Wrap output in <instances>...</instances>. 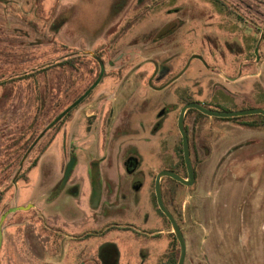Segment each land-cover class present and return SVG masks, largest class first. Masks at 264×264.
I'll list each match as a JSON object with an SVG mask.
<instances>
[{
  "label": "rangeland",
  "instance_id": "obj_1",
  "mask_svg": "<svg viewBox=\"0 0 264 264\" xmlns=\"http://www.w3.org/2000/svg\"><path fill=\"white\" fill-rule=\"evenodd\" d=\"M122 11L145 14L134 29L137 34H149L148 37L169 21H175L177 24L171 34L159 41L148 40L141 44L140 56L137 55L133 62L151 57L179 66L189 54L203 55L209 62L211 59L212 64L218 65L219 69L208 70L199 67L196 61L192 63V69L184 75V79L186 76L193 78V94L196 99L232 107L231 110L258 106L264 108V34L258 43V57L254 53L258 38L264 30V0H10L6 6L0 3V82L9 78V82L0 85V192L3 190L0 214L10 206L29 204L25 210L10 213L4 220L0 258L6 262L10 259L9 263H16L12 260V254L31 252L30 246L22 242H34V238L47 237L43 223H55L75 235L78 234L80 222L82 228L88 229L82 240L90 243L89 247L92 249L95 247L94 243L107 242L116 231L127 241H131V232L136 233L133 229L140 230L143 225L142 212L154 210L151 207V171L169 164L172 161L169 160L170 154L174 155L176 151L179 154L177 149L161 148L159 162L154 158L156 152H159L158 148L150 145L141 147L139 155L143 160L139 164V170L145 173V176L137 187L134 186L137 181L133 180L131 175L128 178L124 175L121 178L112 175L113 172L121 174L118 165L107 167V176L111 174L113 179L120 178L129 182L126 184L129 186L127 196L122 202L120 198H116L104 204L111 190L108 193L105 191L102 198L104 206L95 212L90 208L88 198L87 158L79 152V160L68 180L69 184L78 181V196H70L69 203L61 202L60 196L53 201H50V198L46 200L49 193L47 188L55 175L56 178L61 176L71 146V150L75 149L78 135L83 140L89 139L84 135L82 127L77 134L76 107L66 116L58 131L49 132L26 157L20 171L22 170L27 179L16 181L18 191L15 199L11 182L13 176L8 175L7 169V147L11 144L7 139L14 133L18 135L20 131L29 132L28 128H21L28 125L33 104L31 99H28L32 87L29 85V78L22 77L23 79L17 80L13 78L14 74H30L32 66L37 69L46 67L49 61L52 63L50 68L47 67L35 79V94L40 96L41 89L45 88L50 94L51 104L47 109L41 105L37 112L39 130L47 121L48 113L51 118L78 89V61L72 73H69L64 64H53L65 57L78 55L79 45L99 33L111 15ZM235 48L236 61H242L243 78L238 83H227L223 80L225 74L221 68L225 60L234 59L230 53ZM235 89L241 90L237 98L234 97ZM41 99L40 96V101ZM234 117H196V141L204 140L205 126L209 124H213L210 141H214L218 129L221 132L215 139L214 147L217 149L213 150V158L207 165L206 177H212L215 159L219 153L235 144L242 146V154L237 152L234 155H238L241 160L237 158L231 162L236 168L239 163L244 162L243 157H249L250 154H260L258 156L264 160V118L260 114ZM55 133L56 140L41 159L38 169L27 170L28 163L42 154L44 146ZM175 137L177 140V136ZM60 146L63 147V153L59 165L56 158ZM263 163L257 167L247 166L237 175L238 184L227 185L218 192L216 202L210 203L211 209L218 214L210 222L206 220L202 210L206 203L203 176L199 179L193 197L182 187L179 188V220L188 248L184 264H264V217L260 218L259 213L253 210L257 203L260 207L264 206V199L260 200L264 198ZM3 165L5 171L1 170ZM101 170H104V165H101ZM40 174L44 179L42 186L39 185ZM7 175V179L1 183V179ZM103 179L106 180V177L103 176ZM207 183L209 182H205V185ZM111 185L114 189L115 185ZM213 185L215 184L209 183V186ZM212 196L211 192V198ZM213 198L215 199V196ZM191 199H194L195 207L192 206ZM45 206L49 211L61 210L68 216H62L58 212L46 214L43 212ZM124 207H129V212L117 214L118 209L126 211ZM260 207L258 210H261ZM78 208L79 216L76 212ZM248 209L252 213L247 212ZM214 211L212 213H215ZM159 221L165 222L157 214V222ZM166 227L164 224L163 229ZM66 241L63 239L61 242L62 252L73 253L72 246Z\"/></svg>",
  "mask_w": 264,
  "mask_h": 264
},
{
  "label": "flooded vegetation",
  "instance_id": "obj_2",
  "mask_svg": "<svg viewBox=\"0 0 264 264\" xmlns=\"http://www.w3.org/2000/svg\"><path fill=\"white\" fill-rule=\"evenodd\" d=\"M9 1L0 0V3L6 6ZM144 15L138 12L123 13V11L119 14H113L99 33L87 41L89 44L85 41V43L79 45L78 103L75 105L78 109L77 134L80 132V127H82L84 135L89 139L83 140L78 135L75 149L71 150V146L66 161L67 163L71 156L74 157L69 175L62 187L57 192H54L62 177L65 163L61 176L56 178L55 175L52 183L47 188L49 193L46 196V200L50 198V201H53V199L60 196L59 200L61 202L69 203L70 196H78V181L69 184L68 180L79 160V152L82 153L83 157L87 158L88 198L90 208L95 212L101 210L108 200L114 201V199L120 198V202H122L126 198V192L129 187L126 184L129 182L121 180V176L124 175L128 178L131 175V178L137 181V184L134 186L137 187L140 184L142 177L145 176V173L139 170V164L143 160L139 155V149L141 147L150 145L155 146L156 149L158 148L159 152H156L154 158L158 159L159 162H161V156H159L161 148L177 149L179 150V154L177 151L174 155L170 154L169 160L172 161L169 164L163 165L161 169L155 168L151 171L153 192V205L151 207L154 210L142 212L143 216L141 217V221L143 225L140 230L133 229L136 233L131 232V241H127L124 236L122 237L120 232L116 231L113 232V235L107 242L102 244L94 243L95 247H92V249L89 247L91 246L90 243L82 240L84 239L83 235L87 233L86 231L88 229L82 228L83 226L80 222H78V234L75 235H72L73 233L69 232L67 228L63 230L61 227L56 226L55 223L46 225L42 222L47 237L34 238V242H26L23 240L24 242L22 244L30 246L31 252L12 254V260L16 261L15 264H173L175 258L177 263L179 254L177 238L171 231L170 222L158 208L155 200L154 179L156 173L160 170L167 169L178 173L184 178L187 177L181 151V136L177 126V117L182 106L190 102H198L215 110H231L232 107L221 106L217 103H205L194 97L193 78L189 76L187 78L186 76V79H184V75H187L192 69V63L196 61L199 67L208 70L219 69L218 65L212 64L211 59L209 62L203 55L189 54L179 66L178 64L173 66L166 61H158L151 57L133 62L137 55L140 56L141 44L146 43L148 40L152 42L159 41L171 34L177 25L175 21H169L162 25L151 37H148L149 34H137L134 28ZM263 34L264 30L262 31ZM88 46L90 47L88 48ZM231 52L230 54L233 55L234 59L225 60L223 62V68H220L225 74L223 77L224 81L227 83H238L243 78L241 74L242 61H236V48L232 49ZM117 55L119 56L117 57ZM193 55H199L201 58ZM51 64L49 61L47 66ZM34 69L35 67L32 66L30 73ZM216 74L218 75V73ZM218 76L221 77L220 75ZM28 78L32 84L34 77ZM96 80L97 83L94 84ZM239 90L235 89V98L239 96ZM225 93L227 92L225 91ZM40 96L42 97L41 101ZM40 96L39 94H35L34 87H32L28 95V99H31L33 103L27 125L28 131L30 132L38 129L37 127L40 124V121L37 119V112L40 106L43 105L47 109L51 105L49 104L50 94L48 91L41 93ZM61 111L56 112L51 118V114L48 113L47 121L39 129L30 143V145L32 143L34 144L29 153L41 143V140L49 132L52 130L58 131L68 111L53 124L50 125V123ZM201 116H204V114H200L196 109L188 107L184 112L182 121L192 165L193 181L186 186L169 176H162L160 178L162 200L167 210L176 220L183 237L184 233L182 225L180 224V212L177 205L180 187L185 189L187 193L189 192L191 197H193L192 194L198 186L199 179L203 176L204 199L206 203L202 206V210L206 220L210 222L218 214L211 209L212 205H210L211 201L212 203L216 202L218 192L227 185L238 184L237 175L240 174L241 170L249 165L257 167L264 161L261 156H258L260 154H250L249 157H243L244 162L239 163V165L237 164L238 168H236V166H233L234 163L231 162L236 161L237 158L241 160V158L237 157L238 155H234L237 152H239V155L242 154L240 153L242 146L235 144L222 153H219L215 159L216 163L215 167H213L214 172L212 177H206L207 165L213 158V150L217 149L214 147V142L221 132L218 129L215 132L216 136L214 137V141H210L213 124H209L205 126L206 137L204 140L196 141V117L200 118ZM260 116L264 118L263 115L260 114ZM56 133L48 140L44 146V151L37 159L36 165L30 170L38 169L41 159L46 155L56 140ZM175 136H177V140ZM174 138L175 141H173ZM60 148V151H58L59 155L56 158L59 165L63 153V147L60 146ZM200 154L202 156H199ZM101 165H104V170H101ZM116 165L120 167L121 174L119 172H113L112 175L120 177L119 179H113L111 178L113 177L111 174L107 176V173H105L107 167L111 168ZM93 170L98 188L97 199L94 203L91 202L93 195L91 175ZM40 175L39 185L41 184L42 186L44 179L42 174ZM103 176L106 177V180L103 179ZM205 182L215 185L209 186V183L205 185ZM111 184L115 185L114 189H112ZM106 186L107 190H105ZM105 191L107 193L110 191V193L104 202L102 198ZM211 192L215 196V199L213 196L211 198ZM262 199L264 198H260V200ZM191 200L193 202L192 206L195 207L194 199ZM254 206L253 210L255 213H259L260 218H263L264 206L260 207L258 203ZM258 206L261 210H258ZM124 209H126V211L123 210L124 212L121 211L122 209H118L117 214L129 212V207H124ZM212 211L215 213H212ZM249 211L250 209L247 210V212ZM43 212L50 215L58 212L62 216H68L66 212L63 213L61 210L49 211L47 206H45ZM76 212H78L79 216V208ZM250 212L252 213V211ZM157 214L164 219V223L157 222ZM153 216L154 220H152ZM248 220L247 217L246 221ZM164 224L167 226L166 229H163ZM63 239L65 241L68 240L66 242L72 246L73 253L62 252L60 245ZM2 243L3 229L0 250ZM187 250L186 245L185 257ZM8 261L11 260L9 259L6 262V260L4 261V259L2 260L0 258V264H12Z\"/></svg>",
  "mask_w": 264,
  "mask_h": 264
},
{
  "label": "water",
  "instance_id": "obj_3",
  "mask_svg": "<svg viewBox=\"0 0 264 264\" xmlns=\"http://www.w3.org/2000/svg\"><path fill=\"white\" fill-rule=\"evenodd\" d=\"M261 37H262V33L260 34V36L258 38V42L256 44V47L254 48V53L256 54L257 57H258V55H257L258 43L261 40ZM193 56L201 58L199 55H193ZM96 83H97V80L94 82V84H96ZM77 103H78V98H76L70 105H68L66 108H64L52 120L50 125L53 124L56 120H58L60 117H62L70 108L75 106ZM188 107H192V108L196 109L197 111H199L200 113L207 115V116H210V117L224 118V117H234V116L246 115V114H261L264 116V108L259 107V106L258 107L244 108V109H239V110H215L212 108H208V107H206L203 104L198 103V102H190V103H187L184 106H182V108L180 109L178 117H177V126H178V131H179L180 136H181V146H182L181 151H182V157H183V161H184L186 172H187V177L184 178L172 170L163 169V170H160L156 173V176L154 179V195H155L156 204H157L158 208L162 211V213L166 216L168 221L170 222L171 231L175 234L177 241H178V244H179V254H178L176 264H184L186 245H185V240H184L183 234H182L176 220L170 214V212L167 210V208L165 207L164 202L162 200L161 188H160V178L162 176H169V177L179 181L180 183H182L186 186H188L193 181V171H192L191 161L189 158V149H188L186 134H185V131H184L183 126H182L183 115H184L185 110ZM33 144L34 143H32L27 148V150L24 152L22 158L19 161V166L16 169V171H15V173L11 179V182H12L13 187H14V192H13L14 199L16 198L17 191H18V187H17V183H16V177H17L20 169L22 168V165H23L26 157L28 156L29 151H30L31 147L33 146ZM73 162H74V157L71 156L65 165L62 177H61V179L58 183V186L54 192H57L62 187L64 182L66 181V179L69 175L70 169L73 165ZM91 178H92V190H93L91 202L94 203L96 201L97 195H98V188L96 185L94 170L92 171ZM28 205L29 204L13 205V206L8 207L6 210H4L0 214V245H1V240H2L3 222L6 218V216L9 215L10 213H13V212L18 211V210H25L28 207Z\"/></svg>",
  "mask_w": 264,
  "mask_h": 264
},
{
  "label": "trees",
  "instance_id": "obj_4",
  "mask_svg": "<svg viewBox=\"0 0 264 264\" xmlns=\"http://www.w3.org/2000/svg\"><path fill=\"white\" fill-rule=\"evenodd\" d=\"M78 61V55H71V56H68V57H65L64 59H62V60H58L57 62H55L53 65H65L66 67H67V69L69 70V73H72V71L73 70H75V68H76V65H75V63ZM52 66V64L51 65H49V66H46V67H40V68H35L34 69V71L33 72H31L30 74H23V73H21V74H19V75H16V74H14V77L13 78H15V79H19V78H21V79H23L22 77H34V82L31 84H29L30 86L32 85V87H34L35 86V83L37 82L35 79H36V76L37 75H39V74H42L44 71H45V69L48 67V68H50ZM21 70H23V69H21ZM20 70V71H21ZM24 71V70H23ZM19 72V71H18ZM11 77V76H10ZM44 77V76H43ZM9 79V78H8ZM8 79H6L5 81H1L0 82V85L1 84H5V82H9L8 81ZM43 84H45V82H42ZM68 86V85H67ZM31 87V88H32ZM67 88V87H66ZM36 90V89H35ZM34 90V91H35ZM10 91H11V89H10ZM41 91H42V93L43 92H45L46 91V89L44 88L43 90L41 89ZM7 94V93H6ZM4 95V94H3ZM8 95V94H7ZM78 97V89H77V91H75V93L73 94V96L70 98V99H68L67 101H66V103L64 104V105H62L61 107H60V109H59V111H61V110H63L64 108H66L68 105H70L76 98ZM6 100H7V97H6ZM6 100H3V101H6ZM3 105V104H2ZM73 108H75V106L74 107H72V108H70L69 110H68V112L66 113V116L67 115H69V113L73 110ZM59 111H57V112H59ZM201 114V113H200ZM27 129L28 127L25 125V126H23L21 129ZM28 130V129H27ZM38 129H36L35 131H32V132H27L26 130H25V132L24 131H20L19 133H18V135H16L15 133L13 134V136L12 137H10V138H8V136H7V141H9L11 144H10V146L9 147H7V150H8V152H7V154H8V158H9V160H8V168L7 169H9V176H13V174L15 173V171H16V169L18 168V166H19V161H20V159L22 158V156H23V154H24V152L27 150V148L29 147V145H30V143H31V141H32V139H33V137L38 133ZM6 135H8V134H6ZM13 146V148H11ZM37 156L33 159V160H31L29 163H28V165L26 166V169L27 170H29V169H31L32 167H34L35 165H36V162H37ZM5 165H7V164H5ZM4 165H3V168L1 169L2 171H5L4 170ZM8 175L7 176H5V177H3L2 179H1V183H3V180H5V179H7V177H8ZM20 179H22V180H25L26 181V179H27V177L25 176V174L23 175L22 174V170L18 173V175H17V177H16V181H18V180H20ZM2 194H3V190L0 192V199H1V197H2ZM177 205H178V201H177ZM179 207V206H178ZM173 264H176V258L173 260Z\"/></svg>",
  "mask_w": 264,
  "mask_h": 264
},
{
  "label": "crops",
  "instance_id": "obj_5",
  "mask_svg": "<svg viewBox=\"0 0 264 264\" xmlns=\"http://www.w3.org/2000/svg\"><path fill=\"white\" fill-rule=\"evenodd\" d=\"M38 167V166H37Z\"/></svg>",
  "mask_w": 264,
  "mask_h": 264
}]
</instances>
